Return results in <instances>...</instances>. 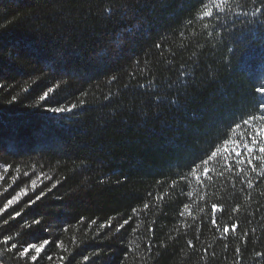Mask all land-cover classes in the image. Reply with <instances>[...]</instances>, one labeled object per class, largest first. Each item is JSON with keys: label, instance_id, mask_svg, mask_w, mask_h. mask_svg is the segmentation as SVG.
Masks as SVG:
<instances>
[{"label": "trees", "instance_id": "trees-1", "mask_svg": "<svg viewBox=\"0 0 264 264\" xmlns=\"http://www.w3.org/2000/svg\"><path fill=\"white\" fill-rule=\"evenodd\" d=\"M229 8L0 0V264H264V163L179 179L264 113V0Z\"/></svg>", "mask_w": 264, "mask_h": 264}, {"label": "snow or ice", "instance_id": "snow-or-ice-1", "mask_svg": "<svg viewBox=\"0 0 264 264\" xmlns=\"http://www.w3.org/2000/svg\"><path fill=\"white\" fill-rule=\"evenodd\" d=\"M204 4V8L206 9L202 16L200 17L203 19L204 17L212 18L214 15L217 19L220 18L219 14L224 13L226 10H230L229 6L231 4V0H202ZM255 2V0H253ZM257 12L260 10L257 9ZM253 15H256V12L253 13ZM261 24H264V20H261ZM118 42V40H117ZM159 47V45H157ZM151 84V81H149ZM53 91L52 88H49L47 92H44L43 95L40 97L41 100H46L48 97V92ZM256 91L260 93L261 95V102L259 104V108L261 110H264V77L261 78L259 85L256 87ZM76 105H71L68 108L63 107H53L49 109V111L54 113H63L66 111H72L73 108H75ZM255 120H264V113H262L259 116H249L247 119H243L241 122H237L233 127L229 128L227 130V135L223 137L221 141H219L217 144H215L211 151H209L205 156H203L200 160L194 162L190 168V170L183 175L179 176L180 180H187L189 175L195 176L196 180L203 184L204 180L206 179L209 183L212 182V176L210 173L212 172V168L209 167L210 164L212 165H220L221 166V175H223V170L227 171H233L234 168H236L238 165H242L245 162L247 164L252 166V171L256 170V165L253 164L254 160H258L261 163H264V125H256L250 123V121ZM244 126H247L246 128ZM237 130H240L241 136H243L242 140H233L232 134L235 133ZM247 133V135H244V133ZM8 165H5V167L2 169L3 172L8 171ZM200 168L202 172L201 175H196V169ZM240 171H243V169H240ZM3 176H0V179H3ZM36 181L33 180L32 184L35 186ZM176 181H173L172 186L175 187ZM27 189H21V192L16 193L13 195L12 199L7 200V204L4 206L7 208L8 205H11L13 201L18 200L22 194H26ZM186 195L191 196V193H185ZM151 196L152 194L149 193ZM40 197L37 196L33 200L26 202L27 204L35 203L37 199ZM158 199H163V197H157ZM145 209L148 208V203L146 202L144 205ZM220 208L222 211V206L217 204H212L211 209L213 215L216 213L217 209ZM233 211H238V209H233ZM136 212V209H133V213ZM185 212H188L189 215H191L189 206L187 204L184 205L183 210L180 212V215L183 216ZM16 216L20 215V212L17 210L15 213ZM7 221L5 220V223ZM34 223H39V220H35ZM129 221L126 219L123 221V224L120 225V227H123V225L128 224ZM212 223L216 225L218 230L220 229V226L217 224L216 220L213 219ZM111 227V225H108ZM238 225L233 223L232 225L225 224L222 228V231L224 234H228L231 230L233 233L236 231V228ZM11 237L4 239V244H8ZM49 241L45 239L42 243L41 242H33L28 245V247L23 248L22 251H20V256H28L30 254L31 249H35V252L39 254L45 245H47ZM191 243V242H190ZM12 247H15V245H12ZM32 260L36 259L35 255L31 256ZM48 259H51V257H48Z\"/></svg>", "mask_w": 264, "mask_h": 264}]
</instances>
